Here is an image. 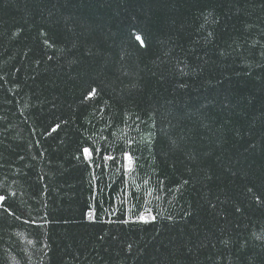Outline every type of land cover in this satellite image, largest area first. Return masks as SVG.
<instances>
[{"label": "trees", "instance_id": "1", "mask_svg": "<svg viewBox=\"0 0 264 264\" xmlns=\"http://www.w3.org/2000/svg\"><path fill=\"white\" fill-rule=\"evenodd\" d=\"M0 264H264V0H0Z\"/></svg>", "mask_w": 264, "mask_h": 264}, {"label": "snow or ice", "instance_id": "2", "mask_svg": "<svg viewBox=\"0 0 264 264\" xmlns=\"http://www.w3.org/2000/svg\"><path fill=\"white\" fill-rule=\"evenodd\" d=\"M137 39H139V37H137ZM84 151H85V153H87V152H88V150H87V149H85Z\"/></svg>", "mask_w": 264, "mask_h": 264}]
</instances>
